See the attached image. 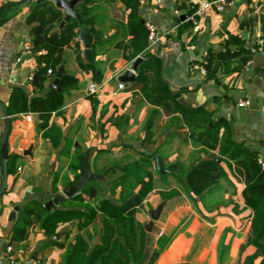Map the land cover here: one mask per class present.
<instances>
[{
    "label": "crops",
    "instance_id": "1",
    "mask_svg": "<svg viewBox=\"0 0 264 264\" xmlns=\"http://www.w3.org/2000/svg\"><path fill=\"white\" fill-rule=\"evenodd\" d=\"M86 1L77 8L83 16L93 18L92 34L100 41L92 44L90 62L77 40L79 29L65 50L66 75L78 78L79 83L62 89L63 106L48 123L52 132L58 129L62 133L60 143L54 146L43 132H38L40 119L36 124L34 120L27 122L25 115L8 116L12 169L0 199V264H6L5 253L10 245L16 264L64 263L66 250L52 243H64L69 235L70 246L73 244L78 234L77 217L60 221L52 210L44 220L33 221L27 239L21 242L13 239V230L26 206H43L78 180L81 168L73 164L72 158H85L87 154L92 172L101 176V180L88 185L97 188L98 198L90 201L83 195L66 200L60 211L85 213L86 208L77 205L86 203L103 208L95 213L91 231L96 238L90 252L109 240L113 212L118 211L120 216L119 208L138 195L143 198V209L135 215V221L152 239L157 253L153 264H252L249 258L256 249L247 240L253 213L244 203L243 181L222 165L225 176L201 199H194L185 176L213 152L189 137L181 116L150 105L142 96L143 85L136 80L118 90L119 77L130 64L115 48L124 34L121 28L126 22L125 8L121 0ZM199 1L140 0V15L158 30L149 52L161 58L163 76L174 93L182 90L180 102L184 106H203L230 121L234 141L258 153L264 162V0H234V6L222 14L210 11L201 20L200 33L194 35L193 24L187 18ZM35 3L36 0H0V144L13 90L21 88L29 98L35 96L27 79L39 68L37 53L21 54L26 44L32 46V26L27 17ZM232 36L247 40L246 48L253 54L248 65L240 73L220 72L219 79L207 80L192 66L210 50L234 52L236 47L229 43ZM93 62L97 79L86 69ZM54 79L50 76L41 96L49 91ZM90 84L99 85L97 95H87ZM241 102L248 105L240 107ZM223 132L221 129L220 135ZM16 143L18 148L14 150ZM32 146L31 155L25 156ZM156 157L164 164L166 174L157 170ZM1 183L0 157V188ZM174 190L179 193L176 198L164 201L160 196V192ZM162 203L160 219L151 232L146 231L149 212ZM17 207L16 222L11 223L10 214ZM78 217L82 218L80 214Z\"/></svg>",
    "mask_w": 264,
    "mask_h": 264
},
{
    "label": "trees",
    "instance_id": "2",
    "mask_svg": "<svg viewBox=\"0 0 264 264\" xmlns=\"http://www.w3.org/2000/svg\"><path fill=\"white\" fill-rule=\"evenodd\" d=\"M86 1V0H84ZM82 1V2H84ZM90 1V0H87ZM86 1V2H87ZM126 11V22L122 26L123 37L115 45L123 53V58L132 63L138 58L143 61L138 66L136 73L137 83L143 85L142 96L152 106L182 117L185 129L189 137L201 147L210 152L211 156L204 159L191 171L187 172L185 178L189 193L194 199L201 197L211 190L226 172L222 165L234 171L245 185L243 192L244 203L252 210L251 234L248 237V245L256 249V253L249 258V262L259 260L264 264V172L260 167L258 153L250 151L244 145L234 141V131L230 121L219 116L215 112L208 111L205 107H187L180 102L181 91L174 93L163 76V64L159 56L149 52V33L146 22L139 13L140 0H121ZM81 3V2H80ZM79 3V4H80ZM19 4V3H17ZM78 4V5H79ZM77 5V6H78ZM3 8L0 7V15ZM76 11L83 18V25L90 27L94 33V20L90 16H83L77 7ZM65 13L57 8L49 0H36L27 17V23L32 26L31 42L36 51V61L39 68L33 73L35 96L29 98L25 90L15 88L11 94L8 116L35 114L42 121L38 126V132H43L53 145H58L63 136L59 130L49 128L48 123L53 113L61 110L64 103L63 92H55L49 88L44 92L50 76L55 77L58 68L64 60L66 48L70 47L77 36L80 24L71 19L63 26ZM229 43L236 47L234 52L226 50L220 53L208 51L205 59L206 79H219L222 74L240 73L248 65L252 51L246 48L247 40L242 37L232 36ZM79 55V53H78ZM87 70H91L96 77L95 63H89ZM51 71V74H49ZM219 72V76H218ZM97 79V77H96ZM79 79L65 75L59 82L61 89L74 88ZM221 129H224L220 135ZM9 158L8 174L11 172ZM73 164L82 168L84 158L73 157ZM79 178V175L78 177ZM84 195L90 201L98 198L97 188L88 186ZM164 201L179 196L177 191L168 193L160 192ZM77 207H85L86 212H61L53 211L55 218L60 221L79 220L77 224L78 234L73 238L70 246V236H65V242H54L52 244L66 250L63 264H153L157 253L153 250L152 239L144 231L140 224L135 221V215L143 209V198L135 195L131 200L123 204L119 209L121 220L113 223L110 227L109 240L105 239L102 246L94 248L91 246L96 236L91 228L94 225L95 213L103 210L100 206L90 203L78 204ZM52 213L38 204H30L21 211L20 219L13 230V239L24 241L27 239L29 229L33 221H42ZM79 214L82 216L78 217ZM132 248V249H130ZM179 264H191L189 262Z\"/></svg>",
    "mask_w": 264,
    "mask_h": 264
},
{
    "label": "water",
    "instance_id": "3",
    "mask_svg": "<svg viewBox=\"0 0 264 264\" xmlns=\"http://www.w3.org/2000/svg\"><path fill=\"white\" fill-rule=\"evenodd\" d=\"M32 1V0H29ZM52 3L55 4V6L65 13V20L62 23L61 26L65 24V22L74 19L80 24V28L78 30V38L77 40L82 43L84 46L83 55L84 58L90 62L91 61V48L92 44L94 42H99L100 38L98 36L93 35L90 32V29L88 26L83 25V18L82 16L76 11L77 5L84 1V0H49ZM264 53V48L262 50ZM143 60L141 58H138L135 60L132 64L131 70H127L123 75L119 77V81L122 84L126 83H133L136 80V73L138 71V66ZM66 75L65 71V62L58 68L57 73L55 75V79L50 85V89L55 92H61L62 89L59 86L60 80ZM33 120L36 124L39 122L38 116H34ZM5 122H6V131L4 132L1 144H0V157L2 161V183L0 188V199L3 196V194L6 192L7 186H8V160H9V146H8V135L10 134V128L8 123V115L5 113ZM18 144L16 143L14 146V150H17ZM33 150V146L30 148L28 152H25L24 155H31ZM155 164L157 170L161 174H166L167 171L164 169V164L160 160V158L156 157ZM101 180V176L96 175L92 172L89 162V154H87L84 158V164L81 168V171L79 172V178L73 185H67L65 186L61 194L53 198L52 200H49L46 202L43 207L48 212L50 211H59L60 206L65 203L66 200H74L76 198H79L84 195L85 189L88 187V185L94 181V180ZM164 208V203L160 204L156 209L151 210L149 212V219L150 222L144 226L145 230L148 232H151L154 226V223L157 222L160 219V216L162 214ZM19 212V208H15L13 212L10 214V220L9 222L15 223L16 217ZM29 264H33L32 262Z\"/></svg>",
    "mask_w": 264,
    "mask_h": 264
},
{
    "label": "built area",
    "instance_id": "4",
    "mask_svg": "<svg viewBox=\"0 0 264 264\" xmlns=\"http://www.w3.org/2000/svg\"><path fill=\"white\" fill-rule=\"evenodd\" d=\"M235 1L234 0H201L198 2V7L194 11V13L187 18L188 21H190L193 24V34L197 35L201 31V20L206 16V14L210 11L216 12L217 14L224 13L228 8H231L234 6ZM146 28L149 33V46L154 44L157 40L158 36V30L157 28L151 24L150 22L146 23ZM260 45H263V41H261ZM22 55L31 56L34 54L33 47L29 44H26L23 47ZM207 53L200 59V61L196 62L192 67L197 70L200 74L203 76H206V69H205V59H206ZM18 62L21 61V58L17 60ZM132 63L129 64L128 70H131ZM49 74H51V71H49ZM33 74L28 76L27 82L31 84L33 81ZM125 86L122 83H119L118 90L122 91L124 90ZM100 90L99 85L97 84H90L87 88V95L89 96H95L98 94ZM240 107H245L248 105V102H241ZM25 119L27 122L32 123L33 122V114L29 113L25 115ZM261 170L264 172V162L260 160L259 162ZM16 258L14 256V251L12 246H8L5 253V263L6 264H16Z\"/></svg>",
    "mask_w": 264,
    "mask_h": 264
},
{
    "label": "rangeland",
    "instance_id": "5",
    "mask_svg": "<svg viewBox=\"0 0 264 264\" xmlns=\"http://www.w3.org/2000/svg\"><path fill=\"white\" fill-rule=\"evenodd\" d=\"M113 218L115 219L113 221V223L118 222L119 220H121V217L119 216V212L118 211H114L113 212Z\"/></svg>",
    "mask_w": 264,
    "mask_h": 264
}]
</instances>
